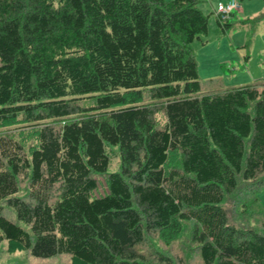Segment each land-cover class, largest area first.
I'll return each mask as SVG.
<instances>
[{
    "label": "trees",
    "instance_id": "16d2710c",
    "mask_svg": "<svg viewBox=\"0 0 264 264\" xmlns=\"http://www.w3.org/2000/svg\"><path fill=\"white\" fill-rule=\"evenodd\" d=\"M203 1L0 0L6 252L184 264L153 240L189 232L200 264H264V229L222 207L242 190L240 212L264 216V79L203 89L191 48L207 32Z\"/></svg>",
    "mask_w": 264,
    "mask_h": 264
},
{
    "label": "rangeland",
    "instance_id": "374dc122",
    "mask_svg": "<svg viewBox=\"0 0 264 264\" xmlns=\"http://www.w3.org/2000/svg\"><path fill=\"white\" fill-rule=\"evenodd\" d=\"M167 1V0H166ZM228 0H204L198 8L207 15V32L191 43L192 53L197 65L199 81L203 89L242 86L256 79H264V0H236L238 8L234 9L220 26L216 20L217 4ZM221 23V24H222ZM29 143L32 142L28 139ZM112 158L110 171L117 168V150L109 149ZM103 178L98 179L94 196L107 192ZM245 194L239 190L237 194L226 197L222 207L228 221L239 227H250L263 232L264 216L254 205L240 212V203ZM264 208V189L258 194ZM251 198V197H250ZM245 201H247L245 199ZM262 223L261 225L259 224ZM189 232L175 241L153 240L155 252L183 259L184 264H200L195 253L188 246ZM187 234V235H186ZM184 235V234H183ZM163 252V253H162ZM0 264H38L21 251L8 253L5 244L0 245ZM49 264H69L67 258H57Z\"/></svg>",
    "mask_w": 264,
    "mask_h": 264
},
{
    "label": "built area",
    "instance_id": "2783aa9c",
    "mask_svg": "<svg viewBox=\"0 0 264 264\" xmlns=\"http://www.w3.org/2000/svg\"><path fill=\"white\" fill-rule=\"evenodd\" d=\"M238 8V3L236 0H228L226 3H218L216 7V12L221 15V17H228L229 13L234 9Z\"/></svg>",
    "mask_w": 264,
    "mask_h": 264
}]
</instances>
